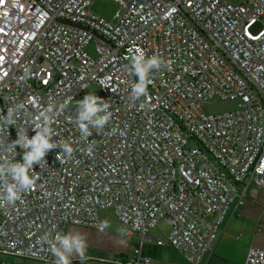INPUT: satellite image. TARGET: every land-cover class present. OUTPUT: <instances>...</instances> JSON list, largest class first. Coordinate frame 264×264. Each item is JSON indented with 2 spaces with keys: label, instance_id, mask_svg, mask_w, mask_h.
<instances>
[{
  "label": "built area",
  "instance_id": "1",
  "mask_svg": "<svg viewBox=\"0 0 264 264\" xmlns=\"http://www.w3.org/2000/svg\"><path fill=\"white\" fill-rule=\"evenodd\" d=\"M93 1L0 0V170L22 162L17 133L31 138L41 112L51 140L72 148L34 163L31 187L12 204L0 175V250L55 261L44 233L103 231L99 213L112 209L139 238L122 264H151L143 246L161 221L169 232L155 244L200 264L231 203H244L250 183L264 189V0H113L111 20ZM137 49L163 63L132 100ZM90 84L111 115L84 136L71 103ZM214 97L238 108L204 113ZM244 264H264V247L251 246Z\"/></svg>",
  "mask_w": 264,
  "mask_h": 264
},
{
  "label": "crops",
  "instance_id": "2",
  "mask_svg": "<svg viewBox=\"0 0 264 264\" xmlns=\"http://www.w3.org/2000/svg\"><path fill=\"white\" fill-rule=\"evenodd\" d=\"M100 220L102 221L101 216ZM103 225V231L78 225L67 227L66 232L79 231L85 235L87 242L82 254L72 257V264H122L138 246L139 238L136 233H129L126 230L116 233L107 230L104 223ZM168 232L169 226L161 221L151 230L152 241L143 246V253L152 258L151 264H191L174 247L155 244L157 238L164 239ZM251 246L264 247V189L255 183L249 184L243 204H239L238 200L231 203L212 251L204 255L200 264H244ZM0 264H56V262L20 258L8 251L0 250Z\"/></svg>",
  "mask_w": 264,
  "mask_h": 264
},
{
  "label": "clouds",
  "instance_id": "3",
  "mask_svg": "<svg viewBox=\"0 0 264 264\" xmlns=\"http://www.w3.org/2000/svg\"><path fill=\"white\" fill-rule=\"evenodd\" d=\"M161 58L153 54L145 57L139 49L130 57V70L136 76V82L131 89V98L136 100L146 94L148 77L153 69H160ZM9 111L5 123H13V113L19 109ZM108 102L102 100L95 93H87L80 99L74 109L76 122L84 136L91 134L90 129H102L109 121L111 113L108 111ZM46 111H50L46 110ZM42 119L33 127L34 135L31 138L27 130L19 131L14 146L18 145L22 151V162H9L0 170L4 178V199L12 204L20 198V192L27 190L33 183V164L40 163L50 149L57 146L63 152L70 154L72 148L68 143L58 145L51 140V117L46 112H41ZM11 181V182H9ZM103 223V222H102ZM107 227V224H105ZM122 231V230H121ZM41 242L50 246V251L55 257L56 264H72V257L79 256L87 246L86 237L79 231L73 230L65 233L46 232L40 237Z\"/></svg>",
  "mask_w": 264,
  "mask_h": 264
},
{
  "label": "rangeland",
  "instance_id": "4",
  "mask_svg": "<svg viewBox=\"0 0 264 264\" xmlns=\"http://www.w3.org/2000/svg\"><path fill=\"white\" fill-rule=\"evenodd\" d=\"M233 4H241L245 0H228ZM118 9V4L113 0H94L90 6V10L100 17L111 20ZM260 27V24H256L252 27V30L255 31ZM87 50L91 53L93 57H96L93 45H89ZM87 93H95L102 100H104L105 95L100 86L97 84H90L87 86L71 103V106L76 107L78 101L82 99ZM238 108V101L236 100H221L219 98H211L205 102L202 106V110L206 114H223L236 110ZM193 144H191L192 146ZM101 219L104 224H107V230L112 232L121 233L125 229L116 214L112 209L102 210L100 213ZM163 226V225H161ZM122 230V231H121Z\"/></svg>",
  "mask_w": 264,
  "mask_h": 264
}]
</instances>
